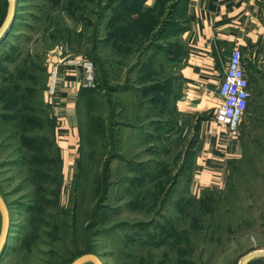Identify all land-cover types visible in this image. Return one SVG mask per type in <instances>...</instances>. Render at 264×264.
Listing matches in <instances>:
<instances>
[{"label":"rangeland","instance_id":"rangeland-1","mask_svg":"<svg viewBox=\"0 0 264 264\" xmlns=\"http://www.w3.org/2000/svg\"><path fill=\"white\" fill-rule=\"evenodd\" d=\"M16 1L20 14L0 40V193L11 217L0 264H70L86 251L103 264H239L264 250V66L223 185L199 190L184 174L173 185L194 118L164 88L145 92L179 73L183 22L168 17L172 0L142 7L139 33L127 12L98 25L109 0ZM112 28L131 34L117 43ZM59 55L97 58L107 74L105 91L78 107L72 154L51 147L47 85ZM20 134L47 137L46 151L33 153Z\"/></svg>","mask_w":264,"mask_h":264},{"label":"crops","instance_id":"crops-1","mask_svg":"<svg viewBox=\"0 0 264 264\" xmlns=\"http://www.w3.org/2000/svg\"><path fill=\"white\" fill-rule=\"evenodd\" d=\"M153 1L147 0L144 6ZM179 4L176 12L183 27L178 39L184 48L179 55V73L174 76L177 85L170 91H173L175 110L180 115L194 119L207 116L199 126L198 141L184 176L189 178L190 187L199 190L207 186L220 187L226 180L229 163L242 155L243 144L238 134H229L214 121V112L220 106L218 88L232 51L240 49L250 91L255 94L249 102L259 97L255 91L259 84L256 75L260 66H264V0H179ZM123 5L110 8L102 27L108 28L113 11L120 10ZM135 6L140 10V1ZM72 60L65 55L53 60L59 64L60 71L57 94L49 106L50 118L56 125L57 143L61 144L58 146L71 154L82 84V70L70 64Z\"/></svg>","mask_w":264,"mask_h":264},{"label":"trees","instance_id":"trees-1","mask_svg":"<svg viewBox=\"0 0 264 264\" xmlns=\"http://www.w3.org/2000/svg\"><path fill=\"white\" fill-rule=\"evenodd\" d=\"M54 1H57V3H59L60 1L59 0H54ZM140 1V9H142V7H145V2L147 0H109L108 4H107V7L105 8V12L101 13L100 16H99V22H98V25L99 26H102V23L103 21L105 20L106 18V15L108 14V11L110 10V8L116 4H124L120 10H116L113 14V19L111 21V23H109L108 25V28L112 26V24H116L115 21H116V18L114 17L116 15L117 12L121 11V12H127L128 14H131L132 17H134L136 19V26H132V27H135L137 32L139 33L140 32V10H137L136 9V6L135 4L138 3ZM179 0H172L171 3H170V8H169V11H168V17L171 19L172 16L176 17V21H178V16H179V13H177V9H178V6H179ZM7 11H8V6H7V3L5 2V9L2 13H0V27L1 25L3 24L5 18H6V15H7ZM19 3H17V12H16V17L19 15ZM2 15V17H1ZM15 17V18H16ZM168 21H165L163 23V26L165 27L166 24H168ZM180 25V24H179ZM163 27V29H164ZM182 27L183 26H180V28H178V31L177 33L180 32V30H182ZM128 34H131L129 31H125L124 29H120L118 30V32L116 31H113V28L111 29V31L109 32V35H110V38L111 39H114L116 38V41L117 43H121V41H123V37L126 36ZM126 34V35H125ZM178 35V34H177ZM117 36V37H116ZM3 40V39H2ZM1 40V41H2ZM0 41V42H1ZM184 48V47H183ZM183 53V50L181 52H178L174 55L173 57V60L177 61V60H180L179 59V55H181ZM97 58H92L91 60L95 63L96 65V68L98 69V74H99V78L97 77V82H98V87L96 89H91V90H88V89H83L81 88V91H80V94H79V97H78V104H77V109L78 107L81 105V104H87V103H90L92 104V102L95 100H93V96L96 95V93H99L98 91H105V87L104 85L106 86L107 84V74L106 72H102L101 69L103 70L104 69V62L102 63V66H97V64L99 62H97L96 60ZM107 63V62H106ZM140 62H137V65H139ZM99 65V64H98ZM168 67H171L172 65L169 63V65H167ZM172 68V67H171ZM175 75H170L168 77H166L164 80H163V84H161L160 82L161 81H158L154 84V87L152 88H148L145 90V92H150L151 90L153 91L154 89L156 88H164V90L166 92H169L170 94L173 93V91L171 89L170 84L172 82L175 81V78H174ZM173 77V78H172ZM177 78V77H176ZM172 79H174V81H171ZM177 80V79H176ZM165 85V86H164ZM249 106V104H248ZM248 108V107H247ZM177 112V111H176ZM178 113V112H177ZM179 114V113H178ZM182 116V115H181ZM18 117V116H17ZM22 117V116H21ZM212 117V116H211ZM24 122H29V124H33V122H40L39 119H33V118H24ZM48 118V117H47ZM51 118H48V121L51 122L50 120ZM207 119V116H199V117H196L194 119L193 124H194V133H193V136H192V139L191 141L189 142V150L186 151L185 153V157H184V161L181 165H179V169H178V172L177 174L175 175V179L172 180V184L175 185V183L177 182L178 178L183 175L185 173V169H186V166L188 164V162L190 161V158L191 156L193 155V152H194V146L196 144V142L198 141V136H197V132L199 130V126L201 124L202 121L206 120ZM53 121V120H52ZM51 124H53L52 126V135L54 136V143L51 145L52 149L55 150V148H59V150L61 151L60 147L58 146V143H57V140H56V136H55V130H56V125H55V122H51ZM243 126V125H242ZM243 131V130H242ZM21 138H22V142L23 144L26 145V148L31 150L33 153L35 152H38L40 151V153H43L46 151L47 147H48V138L47 137H42V136H31V137H27V136H24V135H21ZM242 141V139H241ZM243 144V143H242ZM243 148H244V144H243ZM56 152L57 154L59 155V151L58 149H56ZM28 159V158H27ZM44 160V159H43ZM60 164H61V167H63V164H64V161L62 158H60ZM63 173V172H62ZM44 177H48V175H45ZM1 218V217H0ZM0 229H1V224H0ZM10 234H9V238H10ZM8 238V240H9ZM9 248V244L7 243V246L5 248V251L4 253L6 252V250ZM87 252V251H86ZM86 252H84L86 254ZM3 253V255H4ZM84 253L81 254L84 255ZM88 254V253H87ZM80 257V256H78ZM3 258V256H2ZM1 258V260H2ZM77 259V258H75ZM74 259V260H75ZM0 260V261H1ZM73 260V261H74ZM72 261V262H73ZM264 261V259H258L254 262H252L251 264H261V262ZM71 262V263H72ZM70 263V264H71Z\"/></svg>","mask_w":264,"mask_h":264},{"label":"built area","instance_id":"built-area-1","mask_svg":"<svg viewBox=\"0 0 264 264\" xmlns=\"http://www.w3.org/2000/svg\"><path fill=\"white\" fill-rule=\"evenodd\" d=\"M70 64L82 70L81 88L91 90L98 87L96 65L92 60L86 58L73 59ZM59 71L58 63H54V61L50 63V76L47 85V96L50 104H53L57 94ZM218 96L220 106L214 112V121L225 128L229 134L235 135L251 97L250 81L246 75L243 54L240 49H234L231 53L225 77L218 88Z\"/></svg>","mask_w":264,"mask_h":264},{"label":"water","instance_id":"water-1","mask_svg":"<svg viewBox=\"0 0 264 264\" xmlns=\"http://www.w3.org/2000/svg\"><path fill=\"white\" fill-rule=\"evenodd\" d=\"M17 11V1L8 0V11L3 24L0 27V40L5 36L8 29L12 25ZM0 217H1V229H0V260L3 256L5 248L8 243L10 234L11 217L7 203L4 197L0 193ZM264 258V250L253 251L245 255L239 262V264H251L252 262ZM71 264H103L101 258L92 253L84 254L75 259Z\"/></svg>","mask_w":264,"mask_h":264}]
</instances>
